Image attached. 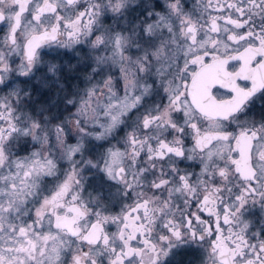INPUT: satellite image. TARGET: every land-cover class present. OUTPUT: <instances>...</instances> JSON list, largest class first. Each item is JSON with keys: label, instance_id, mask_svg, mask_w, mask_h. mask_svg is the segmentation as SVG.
<instances>
[{"label": "snow or ice", "instance_id": "1", "mask_svg": "<svg viewBox=\"0 0 264 264\" xmlns=\"http://www.w3.org/2000/svg\"><path fill=\"white\" fill-rule=\"evenodd\" d=\"M0 32V264H264V0H0Z\"/></svg>", "mask_w": 264, "mask_h": 264}, {"label": "flooded vegetation", "instance_id": "2", "mask_svg": "<svg viewBox=\"0 0 264 264\" xmlns=\"http://www.w3.org/2000/svg\"><path fill=\"white\" fill-rule=\"evenodd\" d=\"M2 34L3 33L0 32V35ZM48 51H51V50L48 49ZM88 191H91V188H88V190L84 193L85 196H87ZM192 210L195 211V208H193ZM204 215L207 216V213H204ZM203 258H204V251L202 249L199 251H195V252L190 249L188 250L182 249L173 259V264H201Z\"/></svg>", "mask_w": 264, "mask_h": 264}]
</instances>
